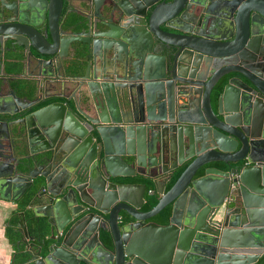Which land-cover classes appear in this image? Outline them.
<instances>
[{"label":"water","instance_id":"obj_1","mask_svg":"<svg viewBox=\"0 0 264 264\" xmlns=\"http://www.w3.org/2000/svg\"><path fill=\"white\" fill-rule=\"evenodd\" d=\"M77 1L0 0V60L20 65L0 68V199L33 213L19 264H264V0ZM45 86L74 109L34 110Z\"/></svg>","mask_w":264,"mask_h":264},{"label":"crops","instance_id":"obj_2","mask_svg":"<svg viewBox=\"0 0 264 264\" xmlns=\"http://www.w3.org/2000/svg\"><path fill=\"white\" fill-rule=\"evenodd\" d=\"M69 4L76 7L78 4V1L68 0L67 2V0H65L64 11L68 9ZM9 56L10 55L8 53H5V60L4 61L0 60V68H2V71L4 73H8V74L18 72L17 68H19L18 66L20 65L18 64L14 65L8 62L7 59L10 58ZM16 69L17 71H15ZM34 85L35 84L32 81H24V80H21L18 83L16 81H11L9 83L11 90L14 91L16 97L21 102L32 101L35 98L37 93H36V89L34 88L35 87ZM0 86H1L0 87V110L4 111V110H8L11 104L16 103V101L15 99H13V97H10L8 95L9 87L7 86V84H2L0 82ZM27 87L28 89H26ZM73 90H74L73 86L72 87L69 86L63 90H61L58 87L45 86L43 91L39 94L40 101L36 105V106L39 105L40 107L38 108L36 107L34 110L44 107L53 102H63V103L68 102L70 107L74 109V101H73L72 95L76 97L78 96V93L76 90L75 91ZM45 102H48V103L44 104ZM9 119H11V116L6 115V114H0V120L6 121ZM0 129L3 130V127ZM0 153L2 157L5 151H1ZM1 157H0V161H3V158ZM188 163L189 162L185 164H188ZM181 167H179V169ZM176 172L174 173V175L176 174ZM120 182L122 184H144L145 185L144 196H143L144 205L148 201L147 196L150 195L152 191H154V187L151 184V180L141 175H135L134 177L120 179ZM145 183L152 185L153 190L151 192H148V189ZM166 186L164 188V192H166ZM153 196L159 198L157 194H154ZM26 204L27 203L23 198L18 202H8L3 199H0V264H11L13 259L18 260V258H20V256L18 255V251L16 250L15 247L12 246L9 238L14 237L15 242L18 239V237H19L18 240H20L21 239L20 232H21L22 226H25L28 231L29 229H32L30 221L32 219L31 217L33 216V213L31 209L26 207ZM20 247L21 249L24 248L22 244Z\"/></svg>","mask_w":264,"mask_h":264},{"label":"trees","instance_id":"obj_3","mask_svg":"<svg viewBox=\"0 0 264 264\" xmlns=\"http://www.w3.org/2000/svg\"><path fill=\"white\" fill-rule=\"evenodd\" d=\"M222 85L223 84H220L219 85V87L217 88V92H216V95L217 94H219L220 93V91L222 90ZM46 103H48V102H45L44 104H46ZM43 104V105H44ZM37 108L38 107H40L39 105L38 106H36ZM35 107V108H36ZM188 164H185L183 167H181L179 170H177V172H176V174L172 177V179L170 180V182L167 184V186H166V192L174 185V183L176 182V180L179 178V176L181 175V173L183 172V170L186 168V166H187ZM146 184V186H147V189H148V192H151L152 190H153V188H152V185L151 184H147V183H145ZM154 194L153 193H151L150 195H148L147 196V199H148V201H147V203H145V205L143 206V208H142V210L144 211V212H147V211H150L156 204H157V202H158V198L157 197H155V196H153ZM169 215H170V207H167V208H165L161 213H160V221H163L164 223H166L167 222V219H168V217H169ZM152 220H158V218H154V219H152ZM158 220V221H159ZM102 238H103V240L106 242V243H109L108 242V236L106 235V234H102ZM17 239V238H16ZM18 239H19V237H18ZM16 240V242H15V239H14V237H10L9 238V240H10V242H11V244H12V246L13 247H15L16 248V250L19 252L20 251V249H21V247L18 245L19 243V240ZM19 255V254H18ZM21 262V260H20V258H18V260L17 259H13L12 260V263L11 264H19Z\"/></svg>","mask_w":264,"mask_h":264},{"label":"flooded vegetation","instance_id":"obj_4","mask_svg":"<svg viewBox=\"0 0 264 264\" xmlns=\"http://www.w3.org/2000/svg\"><path fill=\"white\" fill-rule=\"evenodd\" d=\"M64 9H65V5H64L63 11H64ZM229 77H231V76H229Z\"/></svg>","mask_w":264,"mask_h":264}]
</instances>
